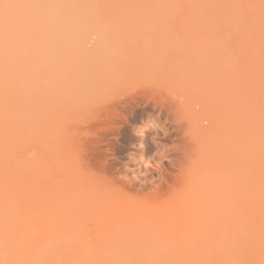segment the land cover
<instances>
[{"label":"rangeland","instance_id":"rangeland-1","mask_svg":"<svg viewBox=\"0 0 264 264\" xmlns=\"http://www.w3.org/2000/svg\"><path fill=\"white\" fill-rule=\"evenodd\" d=\"M122 2L199 5L228 3V0H122ZM28 14L30 13L23 14V17ZM125 14L137 25L134 30L124 32L121 39L125 38L124 41L128 42L126 45L123 44V40V43L120 44L106 43L102 33L94 27H90V31L87 29V32L80 33L79 39H77L80 49L90 53L96 52L102 58L99 69H86L92 78L95 75L92 76V73L95 72L97 75L93 79L94 82H91L93 85L107 77L103 76L107 74L105 72H108V76L109 74L115 75L116 70L123 74L121 77L118 75L119 80L108 79L109 84L108 80L103 82L107 78L103 79L104 85H111L113 88L114 94L108 103L94 112L86 111V108H83L87 105L85 103H87L88 91H86L87 94L82 93L83 90L70 91L65 94V98L63 96L62 99L51 105V108L54 107L58 114L53 109L51 110L54 111L56 118L54 115V117L51 116L52 112L46 113L45 127L50 131L45 132L50 134L47 135L45 132L35 134L25 131L19 140L13 157L15 190L18 193H31L37 201L47 205L51 211L47 215L26 216L25 218L28 217L27 222L25 218L22 219L25 223H22L21 220L15 222L16 226H11V229L14 230L12 232L14 243L31 247V251L40 250L41 244L46 246L55 243L54 245L58 247L55 252L56 256L47 257V260L60 261V264H70L75 260L82 261V264H98V262L112 260L161 261L168 262V264H219L221 261L235 259L255 260L258 258L259 260L260 255L256 254L260 250L258 249L259 245L255 246L258 252L254 249L249 253L245 249H236L222 244L220 242V225L203 212L211 203L214 191L219 185L225 169L229 129L224 116L216 106L213 97L207 92L200 89L177 90L171 86V81L179 74L214 71L217 57L224 55L220 48L221 40L233 42V59L239 57L242 62L247 61L248 38L243 35L237 37L233 32L227 30L220 34L213 27L217 18L235 14L228 9L199 7H156L132 10ZM100 40L103 41L102 50L98 46L102 43ZM259 48L260 33L257 23L252 55L257 78L259 75ZM123 53L131 56L128 58ZM132 54L134 58H138L134 60ZM117 55L118 57H116ZM124 55L125 57L122 59ZM106 57L107 59H105ZM126 58L137 62L129 64L131 59ZM126 62L134 71L129 69L130 67L128 68ZM126 65L127 67H125ZM108 68L111 70H106ZM92 70L94 71L92 72ZM223 71L230 72L231 65L225 64ZM114 75L111 77L113 78ZM143 90H152L151 92L156 94L160 101L152 100V102L143 98ZM157 97L156 99H158ZM83 99L86 101L84 100L82 105L80 102H83ZM60 102L64 104L59 105ZM61 108L63 110H60ZM114 109L123 113L125 117L116 116L117 118H115L114 116L107 122L103 118L106 117L105 113L107 114V110H112L113 116ZM63 113L65 115H62ZM59 114L63 119L58 117ZM16 119L18 123L24 124L28 117L26 113L18 111ZM63 120L65 124H62ZM54 125L62 129L66 127V130H59ZM68 125L72 127L69 128ZM70 129H73L74 132ZM94 130L101 142L97 150L105 152L103 154L106 156V166L109 167L108 171L100 174L108 181L104 186L96 181V177H91V173L85 171L84 167L80 168L79 163L81 164V162H77L75 155L78 150L73 147L76 145L73 142L78 141V138L79 140L84 138L83 136L86 134L84 132L92 133ZM75 131L79 132V136ZM140 131L145 135L142 138L137 136ZM56 133L57 135H55ZM141 141L146 145L144 156L140 155ZM67 143L72 148L68 146L70 149L65 151ZM49 144H51V148H49ZM183 144L189 148L188 151L190 150L191 161L183 167L184 176L181 181L179 180L176 191L170 193L172 197L169 196L170 194H166L161 195L162 198L159 199H144L142 194L145 193L143 192L149 191L155 184H161V177L162 179L167 178L170 182V178H172L170 174L178 173L177 165L171 166L170 160L176 161L180 158V149ZM53 147L59 155L53 150ZM60 148L64 151H61ZM53 151L56 154L53 155ZM54 160L56 161L54 162ZM50 168L52 171H48ZM56 172L58 175H55ZM181 174L183 175V172ZM93 178L95 179L92 180ZM127 178L132 184L127 181ZM114 181L120 185V190L114 186ZM163 181L165 180L163 179ZM150 182L154 184L152 185ZM128 184L130 185L128 186ZM140 185L141 188L143 187L142 193H136L135 189ZM61 192H64L65 195ZM116 198L119 199L116 200ZM126 198L130 200L131 207ZM121 199L122 204L119 202ZM115 201L117 204L119 202L118 206L120 207L121 205L126 206L123 210L126 213L120 212L122 208L119 211L116 210L118 206L114 208L116 213L111 211L113 208H110L116 206ZM107 203L111 207H107ZM152 205L158 207H155L154 210ZM135 206L138 207V211L135 210L137 209ZM128 207L129 209L133 207V213L132 209H130L131 211L126 209ZM139 207L143 208L145 215H142L143 211L141 213ZM137 213L140 215L138 217H141V221L137 218ZM176 213L179 218L175 217L177 224L174 221L175 225L173 226V219L171 222L166 218L170 219ZM146 214L149 216L147 219L149 223L146 218L145 220L143 218V216H147ZM132 216L134 217L132 218ZM0 224V228L3 229L2 221ZM212 233L216 234L215 240L211 239ZM184 234H190L195 239L192 242L181 243L180 237ZM32 254L34 253L32 252Z\"/></svg>","mask_w":264,"mask_h":264},{"label":"snow or ice","instance_id":"snow-or-ice-1","mask_svg":"<svg viewBox=\"0 0 264 264\" xmlns=\"http://www.w3.org/2000/svg\"><path fill=\"white\" fill-rule=\"evenodd\" d=\"M156 7H199L228 9L235 15L214 21V30L222 34L248 38V59H233L234 44L221 40L224 55L217 57L214 71L179 74L171 86L177 90L200 89L213 97L229 129L228 152L221 181L211 203L203 212L220 225V242L251 253L258 235L261 259H235L219 264H264V0H231L228 3L148 4L122 0H29L11 3L0 0V221L3 242L8 244L14 217L47 215L51 209L31 193H18L14 187L13 157L25 131L39 134L45 127L46 113L52 104L73 90L88 91L86 111L104 107L113 93L111 85L97 82L86 69H99L102 58L96 52L78 47L80 33L94 27L106 43H118L124 32L137 25L125 13ZM12 9L30 14L14 22ZM259 24V75H255L252 55L255 29ZM231 65L230 72L223 66ZM182 101V98H181ZM183 102V101H182ZM27 114V122L18 123L17 112ZM100 184L108 181L98 172L91 173ZM212 233L211 239L215 240ZM190 234L180 242H192ZM31 264H60L38 260ZM98 264H168L150 261H102Z\"/></svg>","mask_w":264,"mask_h":264},{"label":"bare ground","instance_id":"bare-ground-1","mask_svg":"<svg viewBox=\"0 0 264 264\" xmlns=\"http://www.w3.org/2000/svg\"><path fill=\"white\" fill-rule=\"evenodd\" d=\"M222 1H226V0H222ZM230 0H228V2H229ZM6 2H11V3H25V2H29V0H6ZM27 10H25V9H12V10H10L9 11V15L12 17V19H13V21L14 22H19V21H22L25 17H23V14H27ZM29 15V14H28ZM27 15V16H28ZM93 28V27H92ZM91 28V29H92ZM90 29V28H89ZM88 29V30H89ZM90 31V30H89ZM84 32H87V30L86 31H84ZM88 34V33H87ZM103 37V36H102ZM79 39V38H78ZM81 39H83L84 40V38H81ZM101 39V38H100ZM104 39V38H103ZM125 39V38H124ZM124 39H120V42H118L119 44L122 42V40H123V44L124 45H126L128 42L125 40L124 41ZM79 42L81 41V40H78ZM99 41V40H98ZM100 41H102V40H100ZM98 43V42H97ZM95 44L96 46L99 44ZM102 44H103V41H102V43L101 44H99L98 46H102ZM117 44V43H116ZM118 44V45H119ZM122 44V45H123ZM95 45H93V46H95ZM105 45V44H104ZM103 45V46H104ZM109 45V44H108ZM117 45V46H118ZM120 46V45H119ZM111 47V46H110ZM110 47H109V49H110ZM95 48V47H94ZM105 48V47H104ZM108 48V47H107ZM97 49V48H96ZM101 50H102V47H101ZM107 50V49H106ZM86 52V51H85ZM110 53H111V51H110ZM118 53H120V52H118ZM101 54V53H100ZM123 54H125V53H123ZM106 55V54H105ZM122 55V54H121ZM125 55H127V54H125ZM125 55L124 56H122V59L125 57ZM111 56V55H110ZM112 56H115L114 54H112ZM131 56V55H130ZM130 56H128L127 55V57L129 58ZM116 57H118V55L116 56ZM120 57V56H119ZM132 57L134 58V55L132 54ZM131 57V58H132ZM128 58H126V59H128ZM130 58V59H131ZM136 58H138V57H135L134 58V60L136 59ZM105 59H107V57L105 58ZM125 59V60H126ZM130 59H128V60H130ZM134 60H132L131 59V62H129V64H135L137 61H134ZM114 61V60H113ZM124 61V60H123ZM128 62H126L127 63V65H128ZM133 62V63H132ZM115 64H116V62H115ZM111 65V64H110ZM127 65L125 66V67H127ZM107 66V65H106ZM113 66V65H112ZM111 66V68H113ZM137 66V65H136ZM130 66L128 65V68H129ZM104 68H106V67H104ZM111 68L109 69H106V70H111ZM121 68V67H120ZM120 68H119V72H120ZM124 69V68H123ZM129 69H131L132 71H134L133 70V68H129ZM89 70V69H88ZM97 70V69H96ZM95 70V71H96ZM114 70V69H113ZM122 70V69H121ZM94 70H92V72H93ZM116 72H117V70H116ZM115 72V75L114 74H111V75H114V77L112 78L111 77V75L109 74V76L107 75L108 74V72H105V73H107L106 75H103V76H107V77H104V78H107V79H105L104 81H103V79H101L100 81H101V84H104L108 79H115V80H119V76L121 77L123 74H122V72L121 73H116ZM90 73V72H89ZM93 74H95L94 75V77L95 76H97L96 75V73L94 72V73H92V76H93ZM116 74H117V76H116ZM121 74V75H120ZM119 75V76H118ZM94 77L92 78V80H91V82L93 83L94 82ZM99 78H100V76H98ZM97 78V77H96ZM99 81V82H100ZM102 81L104 82V83H102ZM114 81V80H113ZM95 82H97V81H95ZM91 83V84H92ZM108 84H109V80H108V82H107ZM107 85V84H106ZM152 91V90H151ZM151 91H144L143 90V92H142V97L143 98H145V99H149V100H154L155 102L157 101V100H159L160 101V98L159 97H157L156 96V94H154L153 92H151ZM86 93V91H82V93ZM88 93V92H87ZM86 93V94H87ZM70 94V93H69ZM88 95V94H87ZM156 97L158 98V99H156ZM63 98V97H62ZM61 98V99H62ZM64 98H65V95H64ZM78 99V98H77ZM85 99H83L82 101L83 102H80V103H82V105L84 104V102L86 101H84ZM64 101H66V99H64ZM81 101V100H80ZM158 101V102H159ZM162 101V100H161ZM153 102V101H152ZM63 103V102H62ZM61 102L59 103V105L60 104H62ZM68 103V102H67ZM72 103H73V101H72ZM76 104H80V103H78V102H75ZM162 103V102H161ZM64 104V103H63ZM85 104H87V103H85ZM73 105V104H72ZM72 105H69V106H71L72 107ZM81 105V104H80ZM65 106V105H64ZM161 106V105H160ZM52 107V106H51ZM50 107V109H49V111L47 112V114H50V112H52V117H54L55 115H54V111H55V113H56V110L54 109V107L53 108H51ZM56 108V107H55ZM62 108H63V105H62ZM60 109V110H63V109ZM86 107H84L83 109H85ZM54 110V111H51V110ZM65 110V109H64ZM124 110H126V109H124ZM108 112H107V114L105 113V115H106V117L104 116L103 118H105V120L108 122V121H110V120H112V118L115 116V118H117L116 116H120V117H125V115L123 114V113H119L118 112V110L116 111V109H114V115L112 116V110H107ZM127 111V110H126ZM129 111V110H128ZM66 112H67V110H66ZM59 113V112H58ZM70 113H72V112H70ZM127 113V112H126ZM57 114V113H56ZM73 114V113H72ZM54 115V116H53ZM58 115V114H57ZM62 115H65L64 113L62 114ZM69 117H70V115H68ZM58 117H60V119H63L61 116H60V114H59V116ZM64 117H66V116H64ZM55 118H56V116H55ZM71 118V117H70ZM107 118V119H106ZM119 118V117H118ZM99 119V118H98ZM97 119V120H98ZM122 119H124V118H122ZM50 120V119H49ZM54 120V119H53ZM56 120V119H55ZM67 120L69 121V119H68V117H67ZM66 119H65V122L67 121ZM72 120V119H71ZM70 120V121H71ZM100 120V119H99ZM126 120V119H125ZM77 121V120H76ZM75 121V122H76ZM54 122V121H53ZM57 122H60V121H57ZM56 122V123H57ZM61 123H62V121H61ZM110 123V122H109ZM62 124H65L64 123V120H63V123ZM68 124V123H67ZM72 124V123H71ZM49 125V124H48ZM76 125V124H75ZM80 125V124H79ZM97 125H98V123H97ZM55 126V125H54ZM69 126V125H68ZM71 126V125H70ZM69 126V128H71ZM56 127V126H55ZM65 127V126H64ZM73 127H74V125H73ZM90 127V126H89ZM88 127V128H89ZM99 127V126H98ZM97 127V128H98ZM100 127H102V126H100ZM57 128V127H56ZM58 128H59V130L60 129H62L61 127H59L58 126ZM57 128V129H58ZM66 128V127H65ZM65 128H63V129H65ZM69 128H68V130H69ZM91 128V127H90ZM62 129V130H63ZM76 129V128H75ZM87 129V128H86ZM103 129V128H102ZM119 129V128H118ZM66 130V129H65ZM64 130V131H65ZM101 130V129H100ZM70 131H73V129L71 130L70 129ZM84 131H85V129H84ZM95 131V130H94ZM92 132V133H88V132H84V133H86V134H84L85 136H83L84 138H82V139H80L79 140V138H78V141H77V143H76V141L75 142H73V144H76V145H74L73 147H76V149L78 150L77 152L79 153V154H81L80 156H79V154L77 155V154H75L76 155V157H77V162L79 161V162H81V164L79 163V165H80V168L82 167H84L85 169H83V170H85V171H87V172H90V173H94V172H98L99 174H103V173H105L106 171H108V168H107V166H106V156L103 154V153H105V152H99L97 149L99 148L98 146H99V144H101V142H100V139L97 137L98 136V134H97V132L95 131V132ZM61 132V131H60ZM67 132V131H66ZM74 132V131H73ZM77 134L79 133L78 131H75ZM45 133H47V132H45ZM44 133V134H45ZM49 133V132H48ZM48 133H47V135H48ZM69 133V132H68ZM50 134V133H49ZM72 134V133H71ZM55 135H57V133L55 134ZM75 136H76V134H74ZM46 136V135H45ZM62 136V135H61ZM78 136H79V134H78ZM78 136H76V137H78ZM81 136V135H80ZM137 136L138 137H143V136H145L144 134H143V132H141L140 131V133L138 132L137 133ZM48 137V136H47ZM51 137V136H50ZM53 137V136H52ZM51 137V138H52ZM54 138H55V136H54ZM59 138V137H58ZM129 138V137H128ZM223 138V137H222ZM49 139V138H48ZM47 139V140H48ZM140 139V138H139ZM127 141V140H126ZM59 142V141H58ZM57 142V143H58ZM49 143V142H48ZM51 143V142H50ZM54 143H56V142H54ZM60 143V142H59ZM62 143V142H61ZM64 143H66V142H64ZM71 144H72V141L70 142ZM104 143V142H103ZM47 144V143H46ZM63 144V143H62ZM51 144H49V148H51V146H50ZM53 146H55L54 144H52ZM127 145V144H126ZM47 146V145H46ZM58 146V145H57ZM56 146V147H57ZM66 146H67V150H65V151H68V149H70V145L67 143L66 144ZM68 146H70V147H68ZM63 147V146H62ZM46 148H48V147H46ZM48 148V149H49ZM72 148V147H71ZM107 148V147H106ZM61 149V148H60ZM66 149V148H65ZM75 149V148H74ZM76 149H75V151H76ZM187 149H189L188 147H186L184 144H183V146H182V148L180 149V158H178V159H176V161L174 162L173 161V159H171L170 160V164H171V166H173L174 164H176L175 166L176 167H178L177 168V170H178V173H176V175H174V174H170V176L172 175V178H170L171 179V181L169 182L168 180H167V178L165 179V177L163 178L165 181H163V179H162V177H161V180H162V182H161V184L159 183V184H155V185H153L154 183H151L153 186H152V188L151 189H149V191H147V192H143V193H145V194H142V196H143V198L144 199H148V198H150V199H152V200H154V199H159V198H162V197H160L161 195L163 196V195H166V194H172L174 191H176V189L178 188V187H176V186H178V182H179V180L181 181V178H183V176H184V170L182 171V169H183V167L188 163H190L189 161H191L190 159H191V156L189 155V151L187 150ZM45 150H47V149H45ZM52 150V149H51ZM53 150H54V147H53ZM56 150V149H55ZM54 150V151H55ZM80 150V151H79ZM146 150V145L141 141V143H140V155H143V154H145V151ZM48 151V150H47ZM54 151H53V155L54 154H58L59 155V153L58 152H56V153H54ZM57 151H59V149H58V147H57ZM61 151H64V149L62 150L61 149ZM73 152H75L74 150H72ZM49 152V151H48ZM81 152V153H80ZM47 153V152H46ZM51 153V152H50ZM45 154V153H44ZM48 154V153H47ZM57 155V156H58ZM63 155V157H64V153L62 154ZM52 156V155H51ZM144 156V155H143ZM46 157V156H45ZM52 157H54V156H52ZM59 157V156H58ZM76 157H74V158H76ZM79 157H80V160H78L79 159ZM47 159H48V157H46ZM109 158V157H108ZM141 158V157H140ZM143 158V157H142ZM65 160V159H64ZM219 160V159H218ZM34 161V160H33ZM56 160H54V162H55ZM65 161H68V160H65ZM61 162V161H60ZM69 162V161H68ZM145 162V161H144ZM148 162V161H147ZM41 163H42V161H41ZM49 163H51L52 164V162H49ZM58 163H59V161H58ZM62 163V162H61ZM65 163V162H64ZM43 164H44V161H43ZM60 164V163H59ZM146 164V163H145ZM217 164H220V163H217ZM56 165V164H55ZM79 165H77L78 167H79ZM30 166H31V164H30ZM146 166V165H145ZM152 166H154V165H152ZM32 167V166H31ZM45 167H46V164H45ZM56 167V166H55ZM156 167V166H155ZM154 167V168H155ZM53 168V167H52ZM219 168V167H218ZM51 169V168H50ZM48 170V171H52V169L51 170ZM55 169V168H54ZM53 169V170H54ZM79 169V168H78ZM46 170H47V167H46ZM160 170V169H159ZM186 170V169H185ZM57 171H59V170H57ZM81 171V170H80ZM218 171H220V170H218ZM61 172V171H60ZM86 172V173H87ZM183 172V175L181 174ZM48 173V172H47ZM75 173V172H74ZM85 173V174H86ZM167 173H169V172H167ZM89 174V173H88ZM178 174V175H177ZM49 175H51V174H49ZM53 175V174H52ZM55 175H58V173L56 172L55 173ZM87 175V174H86ZM54 176V175H53ZM60 176V175H59ZM71 176V175H70ZM90 176L92 177L93 175L92 174H90ZM163 176V175H162ZM181 176V177H180ZM66 177V176H65ZM68 177V176H67ZM51 178H52V176H51ZM82 178V177H81ZM64 179V178H63ZM95 178H93L92 180H94ZM97 179V178H96ZM136 179V178H135ZM169 179V180H170ZM91 180V181H92ZM137 180V179H136ZM58 181V180H57ZM90 181V182H91ZM97 181V180H96ZM125 181V180H124ZM127 181H129L128 180V178H127ZM151 181H152V179H151ZM59 182V181H58ZM61 182V181H60ZM130 182V181H129ZM141 182V181H140ZM165 182V183H164ZM63 183H64V181H63ZM131 183V182H130ZM149 183V182H148ZM60 184V183H59ZM74 184V183H73ZM127 184V183H126ZM125 184V185H126ZM132 184V183H131ZM63 185H65V184H63ZM105 184H103V186H104ZM130 184H128V186H129ZM100 186V185H99ZM114 186L116 187V188H118L119 189V187H120V185H118L117 183H116V181H114ZM71 187V186H70ZM97 187V186H96ZM125 187V186H124ZM49 188V187H48ZM85 188V187H84ZM109 188V187H108ZM143 188V187H142ZM142 188H141V185L139 186V187H137L136 189H135V192L136 193H142ZM120 189H121V187H120ZM119 189V190H120ZM61 191V190H60ZM72 191H73V188H72ZM99 191V190H98ZM97 191V192H98ZM146 191V190H145ZM65 192V191H64ZM64 192H61V193H63L64 195H65V193ZM66 192H68L67 191V189H66ZM100 192V191H99ZM104 192H105V190H104ZM109 192V191H108ZM115 192V191H114ZM132 192V191H131ZM102 193V192H101ZM133 193V192H132ZM77 194V192H76V190H75V195ZM97 194V193H96ZM171 194L169 195L170 197H172L171 196ZM70 195V194H69ZM178 196V195H177ZM119 197H120V195H119ZM123 198H124V196H122ZM168 197V196H167ZM115 198V197H114ZM122 198V199H123ZM130 198V197H129ZM133 198V197H132ZM135 198V197H134ZM119 199V198H118ZM117 198H116V200H118ZM122 199H121V201H119V202H121V204H122ZM127 200V202H128V198H126ZM109 200V199H108ZM133 200V199H132ZM198 200V199H197ZM201 200V199H200ZM199 200V201H200ZM179 201H181V200H179ZM99 202V201H98ZM119 202H118V204L116 203V201L114 202V203H116V206H114V207H111V205H108V203H107V207H111L110 209H112L113 208V210H111L112 212H114V213H116L115 212V209L114 208H116L118 205H119ZM153 202V201H152ZM124 203H125V201H124ZM150 204H152L151 202H149ZM178 203V202H177ZM176 203V204H177ZM137 204L139 205V203L137 202ZM195 204H196V202H195ZM114 205V204H113ZM126 205L128 206V204L126 203ZM129 205H130V207L132 206L131 205V203H130V200H129ZM199 205H201L200 204V202H199ZM174 206V205H173ZM124 207H126L125 205L124 206H122L121 205V207L120 206H118L117 208H116V210H118L119 211V209L120 208H122L121 210H120V212H122L123 210H125V208ZM135 207H137V206H135ZM141 207V206H140ZM140 207H139V209H140ZM151 207H153V205L151 206ZM157 208L158 206H154L153 207V209L154 208ZM194 207V206H193ZM197 207V206H196ZM201 207V206H200ZM195 208V207H194ZM197 208H199V206L197 207ZM126 209H128V210H130V209H132V213H133V207L132 208H130L129 209V207L128 208H126ZM203 209V208H202ZM135 210H137L138 211V207H137V209H135ZM134 210V211H135ZM155 210V209H154ZM195 210H196V208H195ZM131 211V210H130ZM129 211V212H130ZM136 211V212H137ZM140 211H141V213H142V211H143V214L142 215H145L144 213V210H143V208H141L140 209ZM111 212V213H112ZM123 212H125V211H123ZM176 212H177V210H176ZM114 213H112V214H114ZM126 213V212H125ZM135 213V212H134ZM178 213V212H177ZM177 213H176V215L174 216H172L170 219L169 218H166L167 220H170L171 222H172V219H173V222H172V225L174 226L175 224H174V221H175V223H176V220H175V217H178L179 215H177ZM111 214V215H112ZM136 214V213H135ZM125 215V214H124ZM128 215H129V217H130V214L128 213ZM127 215V216H128ZM138 213H137V218H139L138 217ZM147 215V214H146ZM200 215V214H199ZM198 215V216H199ZM140 216V215H139ZM118 217H119V215H118ZM124 217H126V216H124ZM134 216H132V218H133ZM135 217H136V215H135ZM149 216L147 215V216H143V218H144V220H145V218H146V220L147 219H149L148 218ZM174 217V218H173ZM131 218V219H132ZM141 218V217H140ZM139 218V219H140ZM179 218V217H178ZM26 219H28V217L27 218H25V220ZM117 219V218H116ZM134 219H136V218H134ZM133 219V220H134ZM201 219H203L202 217H201ZM200 219V220H201ZM143 220V221H144ZM204 220V219H203ZM202 220V221H203ZM18 221H20V220H18V219H16L15 218V220L13 221V223L14 224H12V225H15V222H18ZM135 221V220H134ZM137 221V220H136ZM140 221H141V219H140ZM148 221V220H147ZM147 221H144L145 223H147ZM151 221V220H150ZM206 221V220H205ZM1 222V221H0ZM21 222L23 223L24 221H22L21 220ZM26 222H27V220H26ZM206 222H208V221H206ZM25 223V222H24ZM148 223H149V221H148ZM28 224V223H27ZM136 224H137V222H136ZM177 224V223H176ZM133 225V224H132ZM147 225V224H146ZM151 226H152V224H150ZM16 226V225H15ZM19 226V225H18ZM107 226V225H106ZM138 226V225H137ZM149 226V225H148ZM168 226V225H167ZM0 227H1V224H0ZM3 227V226H2ZM177 227V226H176ZM99 228V227H98ZM147 228V227H146ZM149 228V227H148ZM162 229V228H161ZM18 230V229H17ZM144 230V229H143ZM169 230V229H168ZM14 230H12L11 229V231H10V236H11V239H10V242L8 243V244H5L4 242H3V232H4V228L3 229H1L0 228V261H2L3 262V264H31V262H33V261H38V260H47V257H52V256H56V253L55 252H57V249H58V247L56 246V245H54L55 243H51V245H49V244H47L46 246L44 245V244H41L42 245V247H41V249L40 250H37V251H31L32 250V248H31V250H30V248H28L26 245H16L15 243H14V239L12 238L13 237V235H12V232H13ZM146 232V231H145ZM19 233V232H18ZM145 237V236H144ZM15 238V237H14ZM13 239V240H12ZM126 239V238H125ZM168 239V238H167ZM256 241H255V246L257 245H259V235H258V216H257V236H256ZM104 240V239H103ZM111 240V239H110ZM122 240V239H121ZM147 240V239H146ZM164 240V239H163ZM169 240V239H168ZM173 240V239H172ZM174 241V240H173ZM257 243V244H256ZM53 244V245H52ZM29 246V245H28ZM256 246V247H257ZM254 248L255 250H257V248ZM34 248V247H33ZM258 249H259V246H258ZM32 252L34 253V254H32ZM255 252V251H254ZM257 252H258V250H257ZM259 252H260V250H259ZM258 252V253H259ZM35 253H36V255H35ZM258 253H256L257 254V256L258 255H260V253L258 254ZM34 257H33V256ZM49 259V258H48ZM127 259V258H126ZM261 259V256L259 257V260ZM53 260V259H52ZM51 260V261H52ZM256 261H259L258 260V258L257 259H255ZM47 261H50V260H47ZM75 261H77V260H75ZM75 261H73V263H71L70 262V264H82V261L81 262H79V261H77V262H75ZM127 261H129V260H127ZM132 261V260H131ZM58 262H60V261H58ZM88 262V261H87ZM69 263V262H68ZM89 264V263H88ZM91 264V263H90Z\"/></svg>","mask_w":264,"mask_h":264},{"label":"clouds","instance_id":"clouds-1","mask_svg":"<svg viewBox=\"0 0 264 264\" xmlns=\"http://www.w3.org/2000/svg\"><path fill=\"white\" fill-rule=\"evenodd\" d=\"M0 264H3V262H2V261H0Z\"/></svg>","mask_w":264,"mask_h":264}]
</instances>
